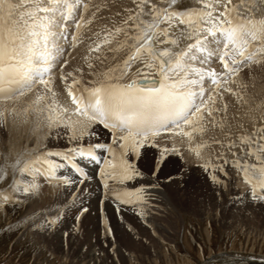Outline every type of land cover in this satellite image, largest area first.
Returning a JSON list of instances; mask_svg holds the SVG:
<instances>
[{
    "label": "snow or ice",
    "instance_id": "obj_1",
    "mask_svg": "<svg viewBox=\"0 0 264 264\" xmlns=\"http://www.w3.org/2000/svg\"><path fill=\"white\" fill-rule=\"evenodd\" d=\"M134 2L135 8L124 9L119 24L107 29L104 39L90 48V52L99 53L101 44L115 43L116 47L109 51L127 49L126 57L104 71L102 79L90 81L92 87H73L80 83L74 78L67 88L75 106L73 114L88 124L103 125L112 133L111 144L81 145L61 151L44 150L43 146L25 149L0 166V180L11 169L19 172L21 177L30 176L31 181L14 175L8 187L0 190L3 204L19 207L24 203L20 197L37 195L38 175H43L49 182L83 183L88 174L77 162L79 159L102 164L99 169L102 195L104 199L113 200L117 211L120 205L141 201L143 187L132 191L117 187L141 175L128 158L129 153L138 157L145 143L161 131L178 130L189 139L193 133L203 134L207 123L216 122L217 113L226 112L227 104L219 92L222 81L226 82L227 75H235L244 61L256 60L258 54L264 56V18H254L256 3L245 6L248 15L233 6L225 7L219 16H213L216 9L210 0H196L203 5L200 9L182 6L181 0ZM258 2L264 8V0ZM90 8L87 0H0V103L25 96L38 85L52 92L51 70L65 52L59 42L68 41L70 35L67 22L74 25L75 31L71 33L74 48L82 30L93 23L100 10L97 6L88 16ZM57 27L59 32L53 30ZM254 41L259 43L254 44ZM217 56L225 72L217 73L208 67ZM96 59L103 63L107 57L97 56ZM67 62L65 60L64 64ZM134 65L137 66L134 78L122 83ZM88 67L93 65L89 63ZM206 79L215 86V94L206 92ZM225 90L232 91L230 88ZM42 101L45 102L43 108L40 107ZM47 101L48 97L37 94L23 113L16 114L44 112L47 113L44 120L48 127L67 123L72 128L71 122L65 121L57 112L55 99L51 103ZM15 112L14 108H0V122ZM185 126H190V130L184 131ZM84 135L86 133L81 132L79 138ZM77 138L73 129L70 140ZM205 146L201 144L192 150L199 156ZM227 148L230 151L239 149V155L232 151L231 164L242 172L244 181L251 186L252 198L264 201V127L251 135L239 136L238 143L229 141ZM105 152L106 156L103 155ZM221 159L223 164L229 163L226 158ZM249 160H255V163ZM65 168L75 173L78 180L57 175ZM204 168L224 172L222 166L211 163H205ZM212 180L221 182L215 175ZM110 181L115 183L110 186ZM56 219L45 216L37 221L35 216L28 217L15 229L9 226L8 230H19L21 225L27 227L29 223L44 230L55 225ZM107 232L110 235L111 229L108 228Z\"/></svg>",
    "mask_w": 264,
    "mask_h": 264
},
{
    "label": "bare ground",
    "instance_id": "obj_2",
    "mask_svg": "<svg viewBox=\"0 0 264 264\" xmlns=\"http://www.w3.org/2000/svg\"><path fill=\"white\" fill-rule=\"evenodd\" d=\"M87 2L90 4L91 8H92V5L96 8L95 5L98 4L97 0H87ZM108 2H109V7H108L107 11H106V9H104L100 13L96 12V16L97 17L99 16V18L101 19V20L100 19L99 20L100 21L104 20V22L103 21L99 22L98 18L96 19L100 25L99 26L100 32H104L105 30L111 29L114 26L118 25L122 16L124 15V9H126V8L134 9L135 8L134 0H111V1L109 0ZM136 2H138V0H136ZM153 2L154 3H160V0H153ZM210 2L213 3L214 8L216 9V11L213 12V16H219L220 13L225 10V7L232 8L233 6L240 8L241 13L243 15H248V12L245 10V6H251L252 3H256L257 8L255 10H253L254 18H256V19L264 18V8H262L259 5L258 0H218V2H217V0H210ZM181 4H182V6H187V7L196 8V9L203 8V5L200 3H197L196 0H181ZM91 8H90V10H91ZM116 13H120L121 15H116ZM79 15H80V13L78 12L77 18H79ZM86 15H88V14H86ZM90 15H88V16H90ZM102 15L104 16V19H103ZM67 25H68L67 31L70 34L68 37V41L62 40L59 42V46L63 47L65 49L64 55L60 57L59 61L54 64V66L51 70L52 92H48L44 88V86L38 85L37 88L34 89V91H36V92L32 91L28 94V96L30 95L29 97L31 99H33V98L35 99L37 94H43L46 97H48V101H47L48 103H51V101L53 99H55L56 104L58 105L57 112H59L60 116L65 121L71 122L72 128H69L67 126V123H58L54 127H51V128L48 127L47 124L45 123V120H44V117L47 115V113H44V112H41L39 114L36 112H30L27 114H20V115L13 113L12 114L13 116L10 115L13 118H11L12 120L10 119L9 123L7 122L9 120L8 117H7L8 120L6 119L7 120L6 122L8 124H10V125L6 124L9 128H7L8 130L5 134V142H4L5 146H7V149L10 153V155L8 156V158H9L8 160L14 159L13 157H15V156L17 157L25 149L43 146L44 150H48V149H50L49 144H51L53 141H56L57 137L58 138L60 137L61 140H62V138H65L66 140H68L70 143V147L81 146L82 141L84 140V141L88 142L89 141L88 139H90L92 141L94 140L95 141V142L93 141L94 144H96V143L111 144L112 133L110 131L102 129L96 123L88 124L84 121V119L82 117H78V116L73 114L74 108L70 102L71 98L67 94V88L69 85L72 84V81L74 79V78L72 79V77H75L77 80L80 79L84 83H87L86 81H88V80L92 81V80L102 79V77H100L99 75H98L99 77L98 76L94 77V75H91V77L88 76L86 73L87 70L84 68L85 62L88 63L87 61L95 60L96 62H98V68H96V69L98 71L99 70L105 71L108 68H110L111 66H113L114 64L122 61L126 57L128 50L123 49L119 52L109 51V49H114L116 47L115 43H113V44H109V45L101 44V48H102V46L104 48L100 49L99 53L90 52V48L93 47L95 43L102 41L100 39V37H104V34L100 35L102 33H99V35L94 36L93 35L94 32L92 31L93 29L89 31L90 28H86L85 30L84 29L82 30V32L79 36V42L73 48L71 46V33H73L75 31L74 25L72 24L71 21L67 22ZM97 25L98 24H96V26ZM93 27H95V25H93ZM103 29H105V30H103ZM53 30L56 32H59L60 28L57 27ZM97 36H98V38L95 39ZM102 39H104V38H102ZM253 43L258 44L259 42L254 41ZM97 56H101V57L106 56L107 59L103 63H101L100 60L96 59ZM65 60L68 61L67 64H64ZM260 62H262V61H260ZM90 63H91V61H90ZM92 64L94 67V63H92ZM242 65H243V63L239 67H242ZM253 65H255V64H253ZM136 67H137L136 65L133 66V70L129 73V75L127 77L124 78V80L121 81L122 83H126V82H128V80H131L132 78H134ZM208 67L214 68L217 71V73L225 72L223 65L219 63L218 56L213 57L212 62L210 65H208ZM69 73H71V75H69ZM76 75H78L79 77L78 76L76 77ZM229 76L230 75L226 76V78H225L226 82L222 81L220 89H219V92L223 97V102L227 104L226 112L221 111L220 113H217L216 122L215 123H207L206 124V131L203 134L193 133L192 138L189 139V137L184 136L183 133L179 132L178 130L177 131H171V132L161 131L158 136H156L150 142L145 143V145L140 149V151L141 150L143 152L145 151V156H143L144 160L143 159H141V160L139 159L140 161L138 160L139 161L138 163H140V166H142V168H143V166L146 167V165L148 163L153 162V161H151L152 158H150V157L153 155V151H154L156 153V162L157 163H159L160 160H162V158L164 156L169 157V159H167V161L164 162L165 165L163 164V166H165L167 168V170H171L172 168L175 169L176 167H179V166H181L183 169L181 172L182 175H180L181 177L179 176L180 178H178V175L175 174L173 177L171 176V178H168L166 181L163 180V186L165 187L164 188L165 190H162L160 188H156L154 176L150 177V174H147V173L144 174V172L141 171L142 176H140V177H143V178H141L139 180H145L143 182L145 187H143L144 190L141 193L142 194L141 195L142 200L140 201V203L136 207L139 208V211L137 214L141 215L140 217H141V219H143L144 224L141 222L140 223L143 224L144 226L139 225L140 223H136L137 220L135 221L133 219H130V217H129L132 214L131 213L132 211L130 212L129 208L127 206H130L133 203H134V205H136L137 201L133 202L131 204H126L127 205L126 207L119 206V211H117V206H115L114 209L112 210V204L106 203L104 199L100 198L101 187H103L101 180H100V176H99V169H100V167H102L101 165H97L95 162L87 160V159H79L77 161L79 163V165L81 166V168L88 174V178L85 179L83 181V183H72L70 185H66L64 183V185L67 188L66 193L64 195L68 199H72V198L77 197L78 195L79 196L82 195V197H81L82 201H84V204L89 206L90 210H93L94 208H96L98 210V213H99V211L104 212L105 217L104 216L103 217L106 219V220L104 219L105 222L108 220L109 223L111 224V231H112L111 233H113L111 237H112V240H114L113 242H115V244L119 243L120 245L122 243H124V249L120 248L119 245L117 244V246H118L117 253L118 254L115 257L113 256L116 260H119L122 262H129L131 258L129 257L130 254H127V252H129L128 250L132 251L133 249H137L140 246H142L141 244H143V239H145V238L151 244L157 243V244L161 245V242H170L168 240V238L165 237L163 230L166 233H169L171 231L172 226H169V225H174L176 222L175 219L176 218L178 219L179 216L183 215V213L185 214L188 211L182 205H185V204H186L185 206L190 205L191 204L190 202L193 199L192 196H190V197L188 196V194L185 190L177 192V188L180 186L181 183H183V181L185 182L187 180V181L194 182L192 180H194L196 177L198 178L199 175L201 177L202 173L205 171L203 169L205 163H211L214 166H222L224 168V172H220V177H222L220 179L224 183H225V180H227V179H229L231 181L230 183H231L232 187H230V188H232V194H233V199H231V201L232 200L234 201L235 205H233V206L235 208L234 209L235 212L236 211L237 212L241 211V213L245 212V214H247V215L254 216L255 218L258 217L257 219H259L260 217H264V201H261L259 199L254 200L252 198L251 186L244 181L242 172L238 171L231 164V161L233 159L232 151H236L237 155H239L240 154L239 149L237 148V149H233L230 151L227 148V144L229 141H236L238 143L239 142V136L244 135V134L251 135V134L255 133L258 128L264 127V105H263L264 103L262 104V102H259V100H260L259 95H257L259 98L258 101L256 99H255L256 101H254L253 99H252L253 101H251V100L248 101L247 98H246V100H245V98L242 99L243 97L241 99L231 97L232 96L231 92L233 91V87L231 86L232 84H231V80L229 79ZM62 77H67V79L66 80L62 79ZM136 78L139 80L138 77H136ZM236 81L238 82V80H236ZM254 82H256V81H254ZM244 84H245V82H244ZM92 86H93V84L90 85L89 82L87 84H84V85H80V84L73 85V87H76V88L92 87ZM204 87H205L207 93L215 94V86L211 84L210 80H208V79L205 80ZM238 87H239V85H238ZM228 88H230L232 91H226L225 90ZM240 90H242V89H240ZM259 90H258V92H259ZM262 90H264V89H262ZM235 91L237 92V90H235ZM33 92L35 93V95ZM236 92H234V93H236ZM53 93H55L54 97H53ZM237 94H238V92H237ZM263 94H264V92H263ZM263 94H262V97H264ZM21 97L22 96H18L13 100L7 101L5 103H0V106L2 107V105L6 106L5 104L14 103L13 104L14 106L12 104L11 105L13 107H15V106L18 107V108L16 107L18 109L16 111V113H23V110L25 108H27L28 104H30V103L26 104V102H25V104H24L23 102H19ZM25 97L27 98V96H25ZM29 97H28V99H29ZM245 97H247V96H245ZM26 98L24 99L22 97L21 101L23 99L26 101L27 100ZM29 101H30V99H29ZM262 101H264V100L262 99ZM27 102H28V100H27ZM17 103H18V105H16ZM44 104H45V102L42 101L40 107L43 108ZM13 107H11V108H13ZM221 107H222V105H221ZM52 114L55 115L56 112H54ZM37 124H40L41 126L37 127ZM221 125H223V127H221ZM73 129L75 130V134L78 138L75 140H70V136L72 135ZM189 130H190V126H185L184 131H189ZM81 132L86 133V135H84L82 138H79ZM117 135H120V134L118 133ZM217 141H219V143H217ZM188 142H191L190 143V144H192L191 147H188L187 146L188 144L186 145V143H188ZM89 143H90V141H89ZM90 144H85L83 146L87 147ZM149 144H152V145H149ZM201 144H204L206 146L201 148V154L199 156H197L196 152L193 151L192 149L201 145ZM151 146H154V150L151 149V148H153ZM56 147H58V146H56ZM116 147H118V145H116ZM143 152H140V153H143ZM97 154L100 155L101 150L98 149ZM103 155L106 156L107 153L105 152V153H103ZM221 157L226 158L229 161V163L223 164V159H221ZM179 158H180V160H179ZM53 159H57V158L53 157ZM165 160H166V158H165ZM249 162L255 163V160H249ZM176 169H178V168H176ZM159 170L163 172V169H159ZM11 172H13L14 174L13 173L11 174ZM205 172L207 173V172H211V171L208 170ZM225 173H227V175H225ZM7 174H11L12 175L11 177H13L14 175L21 177V174L18 175L17 172L12 171L11 169L8 170ZM57 175L58 176L67 175L73 181L78 180V177L76 176V174L67 168H65L63 170H59ZM161 175H163V174H161ZM187 175L190 177L189 179H191V180H188V179L180 180L181 178H186ZM160 176H159V178H160ZM207 177H208V175H207ZM21 178H25V175H23ZM138 178L136 177L135 180H137ZM27 179H29V178H27ZM36 181H37V179H36ZM158 181H159V179H158ZM197 181L198 180H196V182ZM200 181H202V180H200ZM205 181H207V180H205ZM136 182H138V181H136ZM201 183H200V186H201ZM223 185H225V184H223ZM200 186H199V183L196 184V186H195V190L198 194H200V192L202 190ZM46 187H47V185H46ZM61 187H63V186L60 185L59 187L58 186L53 187V185H52V188L50 189L52 191H49V192L54 193V191H56L58 188L61 189ZM117 187H120V185L119 186L117 185ZM217 187H218V185H217ZM125 188L128 190V188L126 186H125ZM60 189H58V190H60ZM99 190H100V193H99ZM179 190H180V187H179ZM220 192H221V195L223 198H225V197L227 198V196H225L224 190H222V188H221ZM218 194L219 193H217V196H218ZM193 195H195V194H193ZM210 195H212V194H210ZM49 198H51V197H49ZM146 200H147V202L156 201V204L158 202L160 203L162 208H164L165 212H167V214H166L167 216H166L165 221L169 225H166V224L162 225V221H164L165 218L160 219L161 217H159V216L156 217V216H154V214L149 215V213H151V212H148V211L149 210L151 211V208L148 209V208L143 207V206H150V205H148L149 203L147 205H144L145 202L143 203V201H146ZM213 201H212V203H213ZM215 202H217V201H215ZM3 205H6V204H3L2 202H0V207H2ZM97 210H95V211H97ZM133 210H135V209H133ZM221 211H224V208H222ZM93 212H94V210H93ZM156 212H159V211H156ZM189 212H190V210H189ZM107 216H108V218H107ZM123 217H125V219H123ZM96 218H98V217H96ZM133 218H135V217H133ZM126 219H127V223L129 225L123 224L124 223L123 221ZM97 220L98 219H96V221ZM239 221H241V219ZM100 222H101V219H100ZM181 222H183V225H185V220H183V218H182ZM61 223H62V221H61ZM95 224H97V223H94V226H95ZM99 224L100 223L97 224L98 225V227H96L97 230L99 228ZM137 236H139L138 239H137ZM95 249H96L95 247L92 248L91 250L88 249L83 255L86 258H89L91 261H95V262L99 261V258H101V261H103L104 263H107L106 261H108L112 257L111 256L109 258L106 256V254L100 255L97 252V250H95ZM82 250L83 249H81L80 251H82ZM83 255H82V257H84ZM143 257L147 258L146 254H144V256L142 255L140 258L142 259ZM158 257L159 256H157V258ZM219 257H220L219 259H221V261L220 260L218 261V259H217L218 257L217 258L214 257L210 260H206V261L200 262L198 264H222V263L226 264L228 259H229L228 262L230 264H262V262H264V256H254L253 257L251 255H238L235 253V254H222ZM140 258L138 257V260H140ZM225 258H227V259H225Z\"/></svg>",
    "mask_w": 264,
    "mask_h": 264
},
{
    "label": "rangeland",
    "instance_id": "obj_3",
    "mask_svg": "<svg viewBox=\"0 0 264 264\" xmlns=\"http://www.w3.org/2000/svg\"><path fill=\"white\" fill-rule=\"evenodd\" d=\"M97 1H98V4L95 6L100 7V11H98L99 13L104 9H106V11L108 10L109 0H97ZM95 9L96 8L92 5V8L90 12L88 13V15H90L92 11H95ZM102 17L104 19L103 15ZM97 18L99 22H102V21L104 22V20L100 21L101 19L99 18V16L98 17L96 16L93 23H91L90 25H86V27L84 28V30L86 28H90L89 31L93 29L92 31L94 32L93 34L94 36L99 35V33H102L100 35H103L104 32L106 31L105 29H103L105 31L100 32V29H99L100 25H99V22H97L96 20ZM95 23L98 24L97 25L98 27L96 26ZM93 25H95L96 28L93 27ZM97 38L98 36L95 39ZM102 38L104 37H100L101 40H103ZM102 48L104 47L102 46ZM90 61H91V64L94 63L93 68L88 67ZM90 61H87L88 63L85 62V65H84V68L87 70L86 72L87 75L90 77L91 75H94V77L98 75L102 77L101 74L104 71L102 70L98 71L96 69L98 68V62H96L95 60H90ZM260 61H262L263 63ZM239 69L240 70L235 75L229 76V79L231 80V84H232L231 86L233 87V91L231 92L232 94L231 97L237 98V99H241L243 97L242 99L245 98L246 100L247 98L248 101L249 100L258 101L260 98L259 102H262L263 104L264 101H262V99L264 100V97H262V94L264 90L262 89H264V56H261L260 54H258V57L256 60L244 61L242 67H239ZM77 76L78 75H76V77ZM73 78L75 77H72V79ZM236 80H238V82ZM78 81H80L79 83L80 85L87 84L88 82L90 83V80L88 81L85 80L87 83H84L80 79H78ZM235 90H237L238 94ZM29 93L25 95L27 96V98L25 96H22L24 99L26 98L28 102L27 100L25 101L24 99H23L24 101L23 100L21 101L22 97L19 102H23L24 104L25 102L26 104L30 103V101L32 102L34 98L31 99L29 97L30 95L28 96ZM257 95H259L260 97L258 98ZM18 103L16 105H18ZM11 104L13 105L14 103H11ZM11 104L10 103L5 104L6 106L2 105V107L0 106V108H11L14 106V105L12 106ZM16 107L17 106L13 108H15L17 111L18 107L17 108ZM12 114L10 115L13 116ZM14 114H16V112ZM10 115L7 116L9 120L6 118L8 121L5 120L4 121L5 123L0 122V166H2L9 159L8 156L10 155L7 149V146H5L4 144L5 134L8 130L7 128H9L7 125H10L8 123L10 119L13 118ZM59 138L57 137L56 141H53L51 144H49L50 146L49 148L51 150L61 151V150H66L70 148V143L68 140H66L65 138H62L61 140V138L60 139ZM88 140L90 141L91 144L92 143L94 144L95 142L94 140H93L94 142L90 139ZM89 141L86 142L83 140L82 145L90 144ZM190 143L191 142H188L186 143V145L188 144L187 146L191 147L192 144ZM149 145H152V144H149ZM151 147H153L151 149L154 150V146H151ZM140 152H143V151L141 150ZM153 155L150 157L152 158L151 161L153 162H150L151 164L150 163H148L147 165L145 164L146 167L143 166V168L142 166H140V163L138 162L144 158L143 156H145V151L143 153H140L138 157L129 153L128 158L130 160H133L134 165H136L135 168L139 170L140 173L144 172V174L145 173L150 174V177L154 176L156 188L165 190L164 189L165 187L163 186V180L166 181L168 178H171V176L173 177L175 174L178 175V178H180L181 177L180 175H182L181 172L183 169L181 166H179V167H176L178 169L174 167L175 169L170 168L171 170H167V168L163 166V164L165 161H167V159H169V157L164 156L162 158L163 161L160 160V162L157 163L156 153L154 151H153ZM159 169H163V172L165 171L164 172L165 174ZM203 169L205 170L204 167ZM208 170H210L211 172H207L208 173L207 174L205 170L202 173L203 177L202 176L200 177L199 175L198 178L196 177L197 179L195 178L194 180H192L195 183L186 180V179L191 180L189 179L190 177L188 175L186 176V178L180 179V180H186V181L185 182L183 181V183L180 184L179 186L180 190L178 187L177 192L185 190L189 197L192 196L193 201L191 200L190 202L191 204L189 203L190 205H187V206H185L186 204L182 205L188 211L185 214L183 213V215L179 216L178 219L176 218L175 219L176 222L174 225H169L165 221L167 212H165L164 208H162L159 202L156 204V201H153V202H150V201L147 202V200L143 201V203L145 202L144 205H147L148 203H149L148 205H150V206H143L144 208H148V209L151 208V211L150 210L148 211V212H151L149 213V215L154 214V216L156 217L157 216L161 217L160 219L165 218L164 221L161 220L162 225L166 224V225L172 226L171 231L169 233H166L163 230L165 237L168 238L170 242H161V245L156 243L157 244L156 245V244L149 243V241L145 238L143 239L144 245L141 244L142 246H140L137 249H133L132 251L128 250L130 253L127 252V254H130L129 257L131 258L129 262H122L114 258L118 254L117 244L119 245L120 248L124 249V243H122L121 245L119 243L115 244V242H113L114 240H112V237H111L113 233H111L110 235L107 234L108 233L107 229L108 228L111 229V224L109 223L108 220L105 222L106 219L104 218L105 217L104 212L99 211L98 213V210L96 208L93 209L94 212L93 210H90L89 206L84 204V201H82V198H81L82 195L80 196L78 195L75 198L68 199L64 195L66 193L67 188L64 185V182L62 180L49 182L43 175H38L36 178L37 179L36 182L39 185V190H38L37 195H33V196L27 195L24 197L23 196L20 197L24 201V203L19 207H16L12 204H6L0 207V264H124V263L125 264H129V263L130 264H198L200 262L210 260L214 257L215 258L218 257L217 258L218 261L219 260L221 261V259H219L220 258L219 256H221L222 254H235L236 253L238 255H251L253 257L254 256H264V217H260L259 219H257L258 217L255 218L254 216L247 215L245 214V212L241 213V211L240 212L236 211L237 212L236 213L234 210L235 208L233 206L235 205L234 201L233 200L231 201V199H233L232 188H230L232 187L230 183L231 181L227 179L225 180V183H224L220 179L222 178L220 177V171L218 170L214 171L212 170V168H209ZM12 173L13 172H11V174ZM11 174L5 175L4 179L0 181V190L6 189L8 185L12 182ZM17 174L20 175L19 172H17ZM213 175H215L218 179H220L221 183L214 182L211 178ZM140 176H138L139 178L137 177L138 178L137 180L134 179L132 181H127L125 182L124 185H120V187L122 186L121 188H125L126 186L129 191L135 190L137 188L145 187V185L143 184L145 180H139L143 178ZM159 176L162 180L159 178ZM22 179L25 181L27 180L29 181L31 177L25 174V178H22ZM196 180L198 181L196 182ZM205 180H207L208 182ZM114 183L115 182L110 181V186L113 185ZM198 183H199V186L201 183L200 187L202 190L200 194H198L195 190V186ZM52 185L53 187L54 186L59 187L60 185L63 187H61V189L58 188L60 190L57 189L56 191H54V193H52V192H49V191H52L50 190L52 188ZM221 188L222 190H224L225 196H227V198L222 197L221 192H220ZM99 193H100V190H99ZM102 193H103V187H101L100 198L104 199ZM217 193H219L218 196H217ZM211 198L212 199L214 198L213 199L214 201ZM104 200L106 203L112 204V210H113L114 207L116 206L113 200L112 199H104ZM136 203H137L136 205H134L133 203L130 206H127V205H120V206L121 207L127 206L129 208V211L130 212L132 211L131 212L132 214L129 216L130 219H133L135 221L137 220L136 223H140V222L143 223V219H141L140 217L141 215L137 214L139 211V208L136 207L140 203V201H137ZM222 208H224V211H221ZM156 211H159V212H156ZM33 216L37 218V221L44 219L45 216L54 217L57 219H56L55 225H53L52 227H45L44 230H39L35 228L32 223H29L27 227H23V225H21L19 230H12V231L8 230L9 226L15 229L17 224L21 222L23 219H26L28 217H33ZM182 218L183 220H185V225H183V222H181ZM96 219L98 220L96 221ZM100 219H101V222H100ZM123 219H125V217H123ZM240 219L241 221H239ZM93 222L97 224L100 223L98 230L96 228L98 227V225L95 224L94 226ZM123 222H124L123 224H128L127 219L124 220ZM141 223L139 225L144 224V223L143 224ZM138 238L139 236H137V239ZM94 247L96 248L95 250H97V252L100 255L106 254V256L109 258L112 256L108 261H106L107 263H104L103 261H101V258H99V261H96L97 262L96 263L95 261H91L89 258H86L83 255L88 249L91 250ZM81 249L83 250L80 251ZM144 254H146L147 258L143 257L141 259L140 257L142 255L144 256ZM82 255L85 258L82 257ZM157 256L159 257L157 258ZM138 257L140 258V260H138ZM228 260L226 264H230Z\"/></svg>",
    "mask_w": 264,
    "mask_h": 264
}]
</instances>
